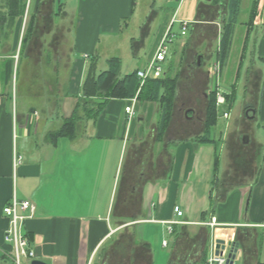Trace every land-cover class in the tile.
I'll return each instance as SVG.
<instances>
[{
	"label": "crops",
	"instance_id": "0c3cea01",
	"mask_svg": "<svg viewBox=\"0 0 264 264\" xmlns=\"http://www.w3.org/2000/svg\"><path fill=\"white\" fill-rule=\"evenodd\" d=\"M243 13L242 55L227 93L205 67L213 58L218 63L229 0H0V264H16L3 212L14 198L36 208L25 232L35 260L46 264H109L126 233L133 236L128 258L138 243L149 247L150 264H170L171 223L180 234H206L209 258L217 239L208 225L212 218L222 238L238 247L234 264L264 263V0H242L236 29ZM184 22L190 38L175 42L174 28L182 30ZM168 32L178 70L164 73L178 78V94L185 66L187 80L206 90L207 105L216 87L235 91V101L240 88V129L218 139V121L212 143L197 142L202 133L158 141L157 103L114 99L97 119L79 123L74 140L51 141L50 133L72 117L93 62L97 73L98 60L109 56L122 59V76L144 70ZM19 74L30 77L20 83ZM58 75L68 80L59 99ZM132 104L130 116L125 108ZM185 105V119L204 128L206 110L203 120L197 102ZM143 150L149 164L140 157ZM128 168L130 199L124 196L120 206ZM33 261L23 258L22 264Z\"/></svg>",
	"mask_w": 264,
	"mask_h": 264
},
{
	"label": "trees",
	"instance_id": "16d2710c",
	"mask_svg": "<svg viewBox=\"0 0 264 264\" xmlns=\"http://www.w3.org/2000/svg\"><path fill=\"white\" fill-rule=\"evenodd\" d=\"M241 5L242 0H229V17L224 26L217 57L221 71H223V69L226 67L230 57L235 29L241 13ZM121 72L122 59L119 57H112L108 59L107 69L101 73H97V64L96 62H93L82 87V98L79 99L72 117L66 119L62 127L57 132L50 133L49 138L51 141L56 142L59 138H68L70 140H74L77 134L79 123L82 120L97 119L110 100L134 98H137V100L141 102H155L158 104L160 114L157 124V139L158 141H163L169 128L171 127V123L175 114L176 97L179 86L178 78H173L167 73H164L162 77L158 79L149 78L144 84H142L140 78L138 77V70H135L124 76L121 75ZM218 93L219 89L216 88L213 92L208 94L209 99L206 109L203 133L198 138H196L197 142L199 143L213 142V140H211V134L216 128L219 118L221 117V110L217 106ZM223 95L226 100L223 108H232L236 97L235 91H232L230 94ZM217 170L218 159L216 158L215 172H217ZM128 196L129 195L126 197L129 200L130 197ZM127 204L128 201L125 205ZM214 206L215 204L213 205L212 203V210H214ZM172 228L175 248L172 253L170 264H179L181 257L178 253L179 246L176 245L178 243L180 233L177 230L176 224H174ZM195 239H193L194 242L199 241L200 239L207 242L206 234L200 235L198 240ZM121 241L122 238L121 240L117 241V244L121 245ZM127 241L128 244H132L133 236L129 235ZM136 246L138 247H136L137 249H145L147 251V257H149L150 249L148 246H138V243ZM208 250L209 246L207 245V248L203 252V258L201 259L200 263L193 262L192 264H207ZM134 252L135 250H133V253ZM112 255L113 257L111 259L115 257V251L112 252ZM190 256L191 254L189 253L188 257ZM125 259L127 261L125 260L124 264H140L139 262L137 263V260L133 258V256L132 258H128L126 256Z\"/></svg>",
	"mask_w": 264,
	"mask_h": 264
},
{
	"label": "rangeland",
	"instance_id": "374dc122",
	"mask_svg": "<svg viewBox=\"0 0 264 264\" xmlns=\"http://www.w3.org/2000/svg\"><path fill=\"white\" fill-rule=\"evenodd\" d=\"M243 22H245V13L242 14L241 17V21L240 24L237 26L236 29V34L234 37V44L230 53V57L229 60L227 62V65L224 69V74L223 76H219V87L222 91L224 92H230L231 85L233 83L234 78L237 75L238 69H239V63H240V58L242 55V45L244 42V34H245V26L242 24ZM181 28L179 25H176L174 28V32L176 34V41L182 40H186L187 38H190L191 32H192V28H189L188 32H187V36H182L181 35ZM176 45L170 44V54L169 57L167 59V61L164 63V69L165 71H169L171 68L174 72H177V58L174 57L173 59H171L172 54H174V49H175ZM118 55V54H117ZM122 55L123 52H122ZM127 55H129V53H127ZM126 55V56H127ZM125 56V55H124ZM175 56V55H174ZM112 56H109L108 58L102 57L98 60L99 64H98V73H101L102 71L107 69V60L110 59ZM210 59L207 61L205 70L206 71H210L212 72L213 68H214V60ZM124 64L127 66L129 65L127 63V59L123 58ZM140 65H142V62L140 63ZM26 72V71H25ZM24 72V73H25ZM27 73V72H26ZM193 75V71L191 72ZM189 71L187 70L186 66L185 69L183 71L182 74H179L180 76V89H179V94L177 91L178 96L176 97V106H175V114H174V118L173 121L171 123V127L169 128L165 138L168 142H172V141H176L179 140V138H184V137H188V136H192V135H198L203 133V124H196V123H192L190 121H187L185 119V116L183 115V112H180V110H184V108H187V106L185 105V103H187L189 100L193 101V102H197L198 106V116L200 117V119L204 118V111L207 108V104L204 102V95L203 92H206V90H203V86L196 84V82H191L192 80H187V77L189 79H191V77L189 76ZM173 76V74H172ZM19 79H20V83H21V78L24 77V79L29 78L30 74L27 75H23V74H19ZM212 77V76H211ZM56 78V77H55ZM58 83L60 84V89L58 88L57 92H58V99L62 98V91L65 90V87L67 86L68 80H67V76H62V75H58ZM199 79H202L199 78ZM216 81V80H215ZM52 82V81H51ZM191 82V83H190ZM218 84V83H217ZM202 86V87H201ZM240 87V86H239ZM238 88V87H237ZM239 98L237 99V101H234L232 108H228V107H222L221 110V114L224 111H227L230 114V119L229 120H225L223 118L219 119V124L216 128V130L214 131L215 135L217 136V138L219 139L222 135H225V137L228 136V134L230 133V131L232 130H237L240 129V126H237L236 128V124L238 121L241 120L242 118V112H243V107L245 105L242 95L243 92L240 90L239 88ZM192 98V99H191ZM249 111H247V113L249 114ZM250 115H254L253 110L250 112ZM204 120V119H203ZM232 125V126H231ZM231 126V128H230ZM255 130L257 131L258 129L255 128ZM213 133V134H214ZM222 146V145H221ZM142 148H146L145 146H142ZM140 150H137V154ZM225 151V150H223ZM149 151L147 150H143L140 153V157L141 159H145V162H147L149 164V156L146 155L148 154ZM133 164V160L132 163ZM141 168V166H138V169L135 170L136 172H138V170ZM128 173L126 174V178H125V183H124V189H123V193H122V197H121V203L120 206L123 203V197L128 195L129 192V188L128 185L129 183L133 182V176H131L130 171L131 168H128ZM130 173V174H129ZM138 179V178H137ZM137 179L135 180L137 182ZM139 203V199L138 197L134 198V202L133 204H138ZM127 210V208H125ZM125 209L122 210V213H124ZM127 212V211H126ZM194 231H192L193 233ZM201 235V234H199ZM203 235V234H202ZM128 234H125L124 236H122V241H121V245L119 246L118 250L115 251V258L110 260L109 264H124L125 257L128 255V251H129V245H128ZM197 240L199 239L198 237H195ZM191 234L184 232L182 234H180V237L178 239V243L176 246H179V255L181 257L180 263L179 264H192L194 263H200L201 259L203 258V252L205 251V249L207 248V242L202 241L201 239L199 241H195L193 239H195ZM195 239V240H196ZM167 242H169V248L166 249V252L170 253L172 251L173 248V243L171 238L167 239ZM189 253L191 254L190 257H188ZM132 254V253H131ZM117 255V256H116ZM133 258H135L137 260V263L139 262L140 264H150V259L149 257H147V251L145 249H137L135 250V252L132 254ZM140 256V257H139ZM107 260V259H106ZM122 261V262H121ZM127 261V260H126Z\"/></svg>",
	"mask_w": 264,
	"mask_h": 264
},
{
	"label": "built area",
	"instance_id": "2783aa9c",
	"mask_svg": "<svg viewBox=\"0 0 264 264\" xmlns=\"http://www.w3.org/2000/svg\"><path fill=\"white\" fill-rule=\"evenodd\" d=\"M188 28V23L184 22L182 26L181 34L184 36L186 34ZM174 35L171 33H167L159 42L156 47L155 53L149 61V64L146 69L138 71V77L140 78L142 84L145 83L146 80L149 78L158 79L163 76L165 69L164 63L167 61L169 55V44L172 41ZM219 65L218 63L214 65L212 72L210 73L211 79L213 80L214 84L218 80L219 77ZM216 80V81H215ZM217 85V83H216ZM218 88V87H216ZM215 88V89H216ZM214 89V90H215ZM213 90V91H214ZM133 103L137 102V98H134ZM226 103L225 97L223 93L219 92L217 95V106L218 108H222ZM125 112L132 116L134 115V105H130L125 108ZM224 118H228L229 114L224 113ZM36 208L33 203L29 200L19 201L16 198L7 205L3 212L4 215L10 220V228L6 232L5 241L6 243L10 244L13 248V257L16 264H22V259L27 258L31 261L35 260V252L32 248L31 240L28 234L25 232V222L26 220L30 219L34 214ZM175 214L178 217L183 215L182 211L179 207L174 209ZM176 223L168 224V232L172 233L173 225ZM216 230L219 225L216 222V218H212L211 222L208 224ZM215 232V235H216ZM228 242V241H226ZM164 245H167V242H164ZM216 239L212 244V252L208 258L207 264H230V253L231 247H229L226 243V247L224 250H219L221 254L216 255Z\"/></svg>",
	"mask_w": 264,
	"mask_h": 264
},
{
	"label": "water",
	"instance_id": "95a60500",
	"mask_svg": "<svg viewBox=\"0 0 264 264\" xmlns=\"http://www.w3.org/2000/svg\"><path fill=\"white\" fill-rule=\"evenodd\" d=\"M221 230H218L217 231V239H216V249H217V251H216V255H218V254H221L220 253V251L219 250H224L225 249V247H226V243H227V245L229 246V247H231V253H230V261H229V263L230 264H234V261H235V259H236V255H237V253H238V247L236 246V244H234L232 241H230V242H226L223 238H222V235H221ZM32 264H46V263H44V262H41V261H38V260H34L33 262H32Z\"/></svg>",
	"mask_w": 264,
	"mask_h": 264
},
{
	"label": "bare ground",
	"instance_id": "6f19581e",
	"mask_svg": "<svg viewBox=\"0 0 264 264\" xmlns=\"http://www.w3.org/2000/svg\"><path fill=\"white\" fill-rule=\"evenodd\" d=\"M218 65H219V73H220L221 72L220 64L218 63Z\"/></svg>",
	"mask_w": 264,
	"mask_h": 264
},
{
	"label": "flooded vegetation",
	"instance_id": "af4514ba",
	"mask_svg": "<svg viewBox=\"0 0 264 264\" xmlns=\"http://www.w3.org/2000/svg\"><path fill=\"white\" fill-rule=\"evenodd\" d=\"M189 109H191V108H189ZM192 110V109H191ZM180 112H182V110H180ZM185 113H186V111H185Z\"/></svg>",
	"mask_w": 264,
	"mask_h": 264
}]
</instances>
